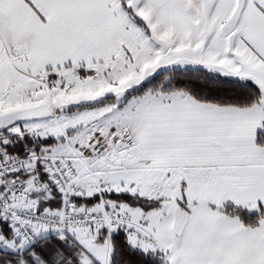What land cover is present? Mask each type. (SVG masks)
<instances>
[{
	"label": "snow or ice",
	"instance_id": "snow-or-ice-1",
	"mask_svg": "<svg viewBox=\"0 0 264 264\" xmlns=\"http://www.w3.org/2000/svg\"><path fill=\"white\" fill-rule=\"evenodd\" d=\"M0 264H264V0H0Z\"/></svg>",
	"mask_w": 264,
	"mask_h": 264
}]
</instances>
